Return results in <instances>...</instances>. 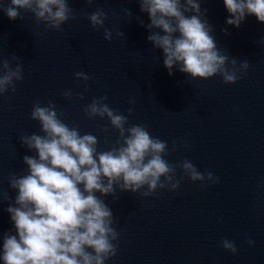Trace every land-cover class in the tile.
<instances>
[{"label": "water", "instance_id": "obj_1", "mask_svg": "<svg viewBox=\"0 0 264 264\" xmlns=\"http://www.w3.org/2000/svg\"><path fill=\"white\" fill-rule=\"evenodd\" d=\"M0 3L6 6L10 0ZM67 3L76 19L56 32L46 30L43 22L37 25L31 13L21 10L23 20H10L0 10V56L20 57L24 77L15 92L0 96V189L14 202L18 190L9 187V173H24L23 157L36 155L20 141L24 134H42L30 118L34 101L42 106L54 102L65 123L78 126L82 135H96L98 151H104L118 133L107 118H86L84 107L107 95L105 103L120 114L128 116L133 108L129 124L147 125L169 149L173 139L188 143V148L169 152L165 159L170 163L188 159L199 171L219 177V183L201 188L199 181L185 177L174 192L160 190L145 198L117 190L115 201L102 197L120 233L118 254L106 264H264V23L248 15L239 28L228 25L224 0H201L217 48L250 63L242 79L225 84L219 75L191 80L175 67L170 76L162 49L153 47L147 39L150 31L137 20L151 22L140 11L139 0ZM97 8L108 15L111 42L87 19ZM120 31L124 36L117 35ZM78 71L91 77L87 91L85 82L74 76ZM67 89L73 91L71 99L63 97ZM105 126L107 133L101 131ZM8 207V201L0 200V250L3 235L16 234ZM225 238L235 241V255L221 247ZM246 238L255 244L248 245Z\"/></svg>", "mask_w": 264, "mask_h": 264}, {"label": "clouds", "instance_id": "obj_2", "mask_svg": "<svg viewBox=\"0 0 264 264\" xmlns=\"http://www.w3.org/2000/svg\"><path fill=\"white\" fill-rule=\"evenodd\" d=\"M85 3L90 6L96 0ZM139 4L151 22L145 25L139 17L137 20L150 31L147 39L153 47L162 49L163 64L170 76L175 67L191 80L219 75L223 83L235 84L247 73V60L238 62L217 48L210 34L213 29L205 18L207 9L201 10V0H139ZM224 4L230 13L228 25L239 28L248 15L264 23V0H224ZM0 10L10 20H23L21 10L31 13L37 25L43 22L46 30L53 32L76 19L67 0H10L6 6L0 3ZM188 12L195 14L189 17L185 15ZM125 14L132 16L129 9ZM107 18L102 8L87 16L92 28L103 29L104 39L111 42L113 33L105 27ZM260 43L264 44V38ZM74 76L85 82L87 91L91 77L84 71ZM23 79L20 57L0 56V96L9 90L15 92L16 82ZM73 95L71 89L63 92L65 99ZM79 98L84 99L83 94ZM107 100V95L93 98L84 107L86 118H107L111 129L118 133L112 147L104 151H98L96 135H82L78 126L65 123L61 118L64 113H58L54 102L46 106L38 100L33 102L30 118L39 123L42 134H24L20 141L36 155L23 157L27 166L24 173H9V187L18 190L14 202L7 191L0 189V200L9 202L6 211L16 232L3 235V264H106L118 254L120 233L113 227L116 217L102 197L112 196L115 201L117 190L139 193L145 198L160 190L174 192L185 177L199 181L201 188L219 183V177L199 171L188 159L175 164L165 159L170 151L188 148L186 141L178 144L173 139L169 149L168 142L152 136L147 125L129 124L133 108L125 116L105 103ZM101 131L107 133L109 127ZM246 243L252 246L255 241L246 238ZM220 244L233 255L238 251L235 241L225 238Z\"/></svg>", "mask_w": 264, "mask_h": 264}]
</instances>
